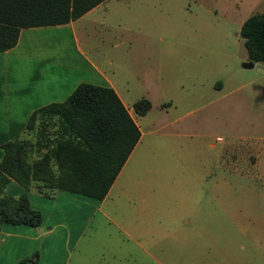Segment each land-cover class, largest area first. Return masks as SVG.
Here are the masks:
<instances>
[{
    "label": "rangeland",
    "instance_id": "rangeland-1",
    "mask_svg": "<svg viewBox=\"0 0 264 264\" xmlns=\"http://www.w3.org/2000/svg\"><path fill=\"white\" fill-rule=\"evenodd\" d=\"M262 10L264 0H103L34 36L59 40L51 61L75 53L76 35L131 112L133 101L150 102L143 121L135 116L144 134L122 173L161 188L168 204L194 208V257L180 256L179 264L209 257L211 264H264V61L244 66L250 60L238 34L242 20ZM30 42L39 44L23 41L20 59H28ZM36 57L20 69V86L32 67L48 66Z\"/></svg>",
    "mask_w": 264,
    "mask_h": 264
},
{
    "label": "crops",
    "instance_id": "crops-1",
    "mask_svg": "<svg viewBox=\"0 0 264 264\" xmlns=\"http://www.w3.org/2000/svg\"><path fill=\"white\" fill-rule=\"evenodd\" d=\"M48 26L52 25L20 28L15 45L0 51V158L1 144L23 130L33 109L63 100L81 81L111 86L135 121L139 137L100 199L66 190L45 195L34 186L25 188L9 179L4 193L12 196L24 193L30 206L40 212L41 221L37 226L0 222V264L19 260H23L20 264H179L176 260L180 256L183 260L192 259L193 250L192 254L188 251L193 244L194 208L176 200L168 204L161 188H148L142 181L134 184L129 174L122 173L144 134L136 117L143 121L150 109L142 114L131 112L96 59L85 56L74 34L70 40L75 53L70 58L59 55L49 61L53 52L50 45L59 43V38L51 41L50 36L34 37ZM30 40H39V44L27 45L28 59L36 55L40 63L48 66L32 67L31 75L20 86V69L25 63L31 67V61L20 59L25 54L19 52L22 42ZM68 69L78 70L82 76H64ZM148 118L156 120L157 116L148 114ZM182 128L189 130V125L184 123ZM257 162L260 159L256 156L254 166ZM197 221L204 224V213L197 215ZM207 260L211 264L210 257Z\"/></svg>",
    "mask_w": 264,
    "mask_h": 264
},
{
    "label": "trees",
    "instance_id": "trees-1",
    "mask_svg": "<svg viewBox=\"0 0 264 264\" xmlns=\"http://www.w3.org/2000/svg\"><path fill=\"white\" fill-rule=\"evenodd\" d=\"M103 0H0V51L15 45L20 28L65 23ZM250 61H264V10L239 25ZM150 102L139 98L142 114ZM21 135L1 144L0 222L37 226L40 212L24 193H4L13 179L47 195L66 190L102 198L139 137V129L111 86L81 81L61 101L33 109ZM19 260L14 264H20Z\"/></svg>",
    "mask_w": 264,
    "mask_h": 264
},
{
    "label": "water",
    "instance_id": "water-1",
    "mask_svg": "<svg viewBox=\"0 0 264 264\" xmlns=\"http://www.w3.org/2000/svg\"><path fill=\"white\" fill-rule=\"evenodd\" d=\"M252 62H253V61H250V62L244 63V66H247V67L252 66Z\"/></svg>",
    "mask_w": 264,
    "mask_h": 264
}]
</instances>
